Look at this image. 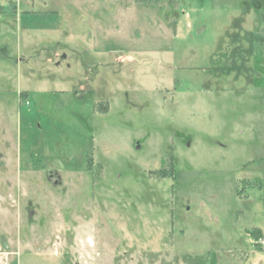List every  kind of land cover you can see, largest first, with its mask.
<instances>
[{
    "label": "rangeland",
    "instance_id": "1",
    "mask_svg": "<svg viewBox=\"0 0 264 264\" xmlns=\"http://www.w3.org/2000/svg\"><path fill=\"white\" fill-rule=\"evenodd\" d=\"M16 1L0 264H264V0Z\"/></svg>",
    "mask_w": 264,
    "mask_h": 264
},
{
    "label": "crops",
    "instance_id": "2",
    "mask_svg": "<svg viewBox=\"0 0 264 264\" xmlns=\"http://www.w3.org/2000/svg\"><path fill=\"white\" fill-rule=\"evenodd\" d=\"M21 5H22L21 0L20 1L17 0L15 3H13V5H11V8H12L11 12L13 15H15L14 18L19 17V16H23V14L20 10ZM1 12L5 13L3 10ZM27 12L29 13V11H27Z\"/></svg>",
    "mask_w": 264,
    "mask_h": 264
},
{
    "label": "trees",
    "instance_id": "3",
    "mask_svg": "<svg viewBox=\"0 0 264 264\" xmlns=\"http://www.w3.org/2000/svg\"><path fill=\"white\" fill-rule=\"evenodd\" d=\"M260 237H261V235H260V234H258V235H257L255 238H257V239H258V238H260Z\"/></svg>",
    "mask_w": 264,
    "mask_h": 264
}]
</instances>
